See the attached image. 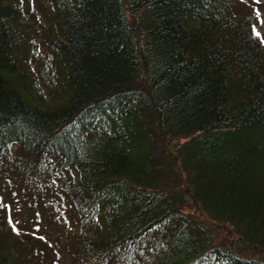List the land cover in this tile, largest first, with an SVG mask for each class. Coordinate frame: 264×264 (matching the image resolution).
Wrapping results in <instances>:
<instances>
[{
    "label": "trees",
    "instance_id": "trees-1",
    "mask_svg": "<svg viewBox=\"0 0 264 264\" xmlns=\"http://www.w3.org/2000/svg\"><path fill=\"white\" fill-rule=\"evenodd\" d=\"M262 8L0 0V264H264Z\"/></svg>",
    "mask_w": 264,
    "mask_h": 264
},
{
    "label": "rangeland",
    "instance_id": "rangeland-1",
    "mask_svg": "<svg viewBox=\"0 0 264 264\" xmlns=\"http://www.w3.org/2000/svg\"><path fill=\"white\" fill-rule=\"evenodd\" d=\"M260 1V3L262 4V5H264V0H259ZM263 9V8H262ZM261 16L263 17V21L261 22V24L258 26V35L261 37V38H263L264 39V9L263 10H261ZM7 210H8V212H9V214L11 213L13 216H14V212H13V209L12 208H10V211H9V209L7 208ZM189 212L191 211L192 213H194L195 214V216H197V218H200L201 220H206L207 218L206 217H204V216H202L201 214H199L198 212H197V208H195V207H193V206H190V209L188 210ZM12 216V217H13ZM14 218V217H13ZM28 229H30V227H28V228H26V230H28ZM33 229H34V227H33ZM31 230H32V227H31ZM55 231H57V230H54V231H51V230H49V232L51 233V234H54L55 235ZM222 236L221 237H225V238H227V239H232V237H233V230L230 228V227H227V229L224 231V232H222V234H221ZM226 239V240H227Z\"/></svg>",
    "mask_w": 264,
    "mask_h": 264
},
{
    "label": "snow or ice",
    "instance_id": "snow-or-ice-1",
    "mask_svg": "<svg viewBox=\"0 0 264 264\" xmlns=\"http://www.w3.org/2000/svg\"><path fill=\"white\" fill-rule=\"evenodd\" d=\"M258 15V14H257ZM253 31L255 32V29H253ZM15 230V229H14Z\"/></svg>",
    "mask_w": 264,
    "mask_h": 264
}]
</instances>
